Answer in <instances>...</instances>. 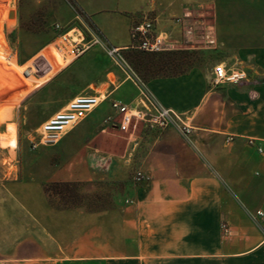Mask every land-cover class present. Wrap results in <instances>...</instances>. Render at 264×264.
<instances>
[{
	"label": "crops",
	"instance_id": "0c3cea01",
	"mask_svg": "<svg viewBox=\"0 0 264 264\" xmlns=\"http://www.w3.org/2000/svg\"><path fill=\"white\" fill-rule=\"evenodd\" d=\"M189 1L70 0L73 19L85 17L103 44L44 75L36 97L48 104L47 119L76 96L99 98L57 153L67 175L119 176L131 203L103 211L43 205L30 216L39 236L24 238L0 264H264V0H201L213 46L186 47L219 49L221 64L245 68L244 81L213 86L211 74L194 68L145 83L160 106L191 128L186 142L177 123L158 135L136 121L119 130L111 102L137 108V86L108 64L97 73L107 62L104 46L128 48L130 28L148 14L167 50L182 45L190 33ZM57 43L44 49L51 58ZM131 169L149 180L132 182Z\"/></svg>",
	"mask_w": 264,
	"mask_h": 264
},
{
	"label": "rangeland",
	"instance_id": "374dc122",
	"mask_svg": "<svg viewBox=\"0 0 264 264\" xmlns=\"http://www.w3.org/2000/svg\"><path fill=\"white\" fill-rule=\"evenodd\" d=\"M189 2L192 12L186 17V27L190 33L181 41L182 45L175 44L174 49L168 46L170 50L161 53H177L170 57L180 63L176 70L187 72L195 68L209 76L212 68L223 62L222 53L217 48H186L213 46L212 39L205 38L210 31L205 19L211 17L202 14L201 0ZM68 3L71 4L70 0H0V259L19 243L23 244L24 238L39 236L38 224L30 218L31 214L38 215L43 205L66 209L56 198L49 199L43 193L46 183L77 182L81 209L85 211L107 210L124 203L127 198L124 180L119 176L105 174L83 179L65 174L64 160L57 153L63 141L51 147H32L40 125L47 119L43 110L48 104L36 97L42 77L53 75L70 60L66 55L65 59L61 58L63 61L59 60V55L52 56V60L48 49L44 50L61 33L77 26ZM10 12L13 13L11 18ZM153 18L148 14L134 25L145 19H152L154 24ZM77 34L75 30L69 35ZM104 48L107 62L101 64L97 73L108 64L141 82L149 77L144 67L137 68L132 63L131 56L139 51L128 47L118 51L112 59L109 45ZM158 60L157 56L155 61ZM224 65L240 67L225 62ZM151 69L159 76H173L175 72L173 64L162 70H157L156 66ZM58 106L61 105H52ZM108 163V160H101L98 165L105 169ZM135 172L129 170L128 179L132 181Z\"/></svg>",
	"mask_w": 264,
	"mask_h": 264
},
{
	"label": "built area",
	"instance_id": "2783aa9c",
	"mask_svg": "<svg viewBox=\"0 0 264 264\" xmlns=\"http://www.w3.org/2000/svg\"><path fill=\"white\" fill-rule=\"evenodd\" d=\"M77 20L79 26L70 31L77 30L78 34L74 37H70V31L60 34L58 43L54 46V50L60 54L62 59H65V55L70 60L78 59L93 46L103 44L99 32L87 19L79 14ZM129 36L130 49L148 54H158L167 50V39L154 31L152 19H145L143 22L133 25L130 28ZM117 52V49H111L109 52L111 58ZM131 79L138 89V107L132 108L118 101L111 102V109L120 119L117 125L118 129L122 132H127L131 123L136 121L158 135L174 123H177L181 136L186 142L191 128L183 124L171 110L160 106L145 90V84L138 80L137 77ZM245 79V71L218 64L212 68L210 82L213 86H217L221 84H237ZM99 103L100 101L95 95L74 97L61 110L54 113L40 125L36 141L32 143V147L35 149L37 147L56 145L70 129L84 120ZM110 121L111 118H108L104 122L110 123ZM258 151L262 152L260 148ZM148 180L149 176L140 170H137L132 178V181L136 184ZM126 203H131V201L126 200ZM256 216L262 217L263 213L258 211ZM221 229L224 233H227L226 225H221Z\"/></svg>",
	"mask_w": 264,
	"mask_h": 264
},
{
	"label": "trees",
	"instance_id": "16d2710c",
	"mask_svg": "<svg viewBox=\"0 0 264 264\" xmlns=\"http://www.w3.org/2000/svg\"><path fill=\"white\" fill-rule=\"evenodd\" d=\"M165 52V51H164ZM177 53L168 52L161 54H145L142 52L133 53L131 58L133 59L132 63L137 67H144L146 69V73L150 74L148 78H144L143 83L145 84L150 79L157 77H173L185 74V70H176L180 63H176L174 58H170L171 56H175ZM158 56V61H155V58ZM173 64L174 73L173 76H159L155 73V70H152L154 66L157 67V70H162L163 67H167ZM77 182H69V181H60V182H50L46 183L43 186V193L47 196V198H56L63 208L66 209H76L81 208V198L77 192L78 188Z\"/></svg>",
	"mask_w": 264,
	"mask_h": 264
},
{
	"label": "bare ground",
	"instance_id": "6f19581e",
	"mask_svg": "<svg viewBox=\"0 0 264 264\" xmlns=\"http://www.w3.org/2000/svg\"><path fill=\"white\" fill-rule=\"evenodd\" d=\"M52 52H53V53H51V55H52L53 57H57V56L59 55V60H60V61H63V60L61 59V56H60V54H59L58 52H56L54 49H53Z\"/></svg>",
	"mask_w": 264,
	"mask_h": 264
},
{
	"label": "water",
	"instance_id": "95a60500",
	"mask_svg": "<svg viewBox=\"0 0 264 264\" xmlns=\"http://www.w3.org/2000/svg\"><path fill=\"white\" fill-rule=\"evenodd\" d=\"M12 16H13V13H12V12H10V13H9V17L11 18Z\"/></svg>",
	"mask_w": 264,
	"mask_h": 264
}]
</instances>
